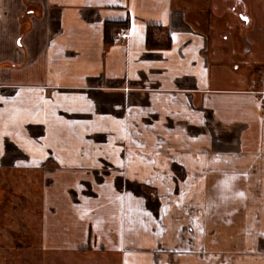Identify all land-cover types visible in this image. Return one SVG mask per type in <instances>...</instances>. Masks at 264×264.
Here are the masks:
<instances>
[{
  "label": "crops",
  "instance_id": "obj_1",
  "mask_svg": "<svg viewBox=\"0 0 264 264\" xmlns=\"http://www.w3.org/2000/svg\"><path fill=\"white\" fill-rule=\"evenodd\" d=\"M110 21L128 27L107 43ZM254 21L246 0H0V214L27 216L19 239L36 206L47 249L218 264L209 217L264 168V74H231ZM241 203L246 263L264 212Z\"/></svg>",
  "mask_w": 264,
  "mask_h": 264
},
{
  "label": "rangeland",
  "instance_id": "obj_2",
  "mask_svg": "<svg viewBox=\"0 0 264 264\" xmlns=\"http://www.w3.org/2000/svg\"><path fill=\"white\" fill-rule=\"evenodd\" d=\"M246 2L255 21L251 27H247L242 32L235 34V45L238 54L234 57V60L238 63L243 62L245 67L240 69V71L230 70L235 84H230L229 86L233 85L236 88H242L247 82L252 83L257 80L260 73L264 74V9L262 6L264 0H246ZM212 21L218 29H222L226 25V18L223 20L216 15H213ZM247 48H250L248 53L246 51ZM255 51H258L256 56L253 55ZM182 174L183 172L179 175L182 176ZM247 177L249 179L248 175L241 174L236 177L238 179L235 180V183L237 182L239 189L243 190L239 191V193H244L243 197L240 196L237 199L245 205L252 203L253 199L255 205L259 204L264 212V168H261V176L258 175L253 178L252 189L248 188L249 185L247 186L249 182ZM259 189L260 192H258ZM11 199L10 195L4 202ZM241 202L229 204L227 207L220 209V213L211 214L209 217L210 230L208 233L211 234V238H216L217 241V245L213 247V250L215 254H218V264H264V233L255 234L254 248L257 254L260 255L258 257L255 256L252 261H246L245 263V255L251 250L243 244L236 245L239 240L238 237L242 236L246 216ZM150 204L152 205H150L151 208H153L156 205V200H152ZM35 208L36 206L32 207L31 245H29L27 240L25 243L19 239V234H22V232L17 233L20 232V229L16 221L19 219L21 221L25 218L24 220L27 222V216L23 215L22 212L20 214L14 213L8 207H5L4 213L0 214V264H123L122 253H108L107 258L104 259L102 257L104 255L100 257V254H95L94 252L85 253L81 250L60 252L59 250L45 248L42 244L41 214L34 213ZM262 217H264V214ZM254 220H257V215L254 216ZM20 237L23 239L24 235ZM225 238L229 240V244L226 246ZM150 241L153 240L150 238ZM152 246L150 245L149 247L151 248ZM109 255H113V257ZM141 256L140 254L138 255V257ZM129 259L132 260L134 257Z\"/></svg>",
  "mask_w": 264,
  "mask_h": 264
},
{
  "label": "trees",
  "instance_id": "obj_3",
  "mask_svg": "<svg viewBox=\"0 0 264 264\" xmlns=\"http://www.w3.org/2000/svg\"><path fill=\"white\" fill-rule=\"evenodd\" d=\"M127 22L110 21L105 25V40L107 43H111L114 40V32L117 29L127 28ZM153 29L151 28L148 34V43L151 44L154 41Z\"/></svg>",
  "mask_w": 264,
  "mask_h": 264
},
{
  "label": "built area",
  "instance_id": "obj_4",
  "mask_svg": "<svg viewBox=\"0 0 264 264\" xmlns=\"http://www.w3.org/2000/svg\"><path fill=\"white\" fill-rule=\"evenodd\" d=\"M260 92H261L262 98H264V79H263V81L261 82Z\"/></svg>",
  "mask_w": 264,
  "mask_h": 264
},
{
  "label": "snow or ice",
  "instance_id": "obj_5",
  "mask_svg": "<svg viewBox=\"0 0 264 264\" xmlns=\"http://www.w3.org/2000/svg\"><path fill=\"white\" fill-rule=\"evenodd\" d=\"M17 43H19V41L17 42ZM232 179H235V177H233ZM228 185H227V181L225 182V187H227ZM239 195L241 196V197H243L244 196V193H239ZM118 199H123V197H118Z\"/></svg>",
  "mask_w": 264,
  "mask_h": 264
},
{
  "label": "flooded vegetation",
  "instance_id": "obj_6",
  "mask_svg": "<svg viewBox=\"0 0 264 264\" xmlns=\"http://www.w3.org/2000/svg\"><path fill=\"white\" fill-rule=\"evenodd\" d=\"M242 16H243V14H242Z\"/></svg>",
  "mask_w": 264,
  "mask_h": 264
},
{
  "label": "water",
  "instance_id": "obj_7",
  "mask_svg": "<svg viewBox=\"0 0 264 264\" xmlns=\"http://www.w3.org/2000/svg\"><path fill=\"white\" fill-rule=\"evenodd\" d=\"M246 18V17H245Z\"/></svg>",
  "mask_w": 264,
  "mask_h": 264
}]
</instances>
